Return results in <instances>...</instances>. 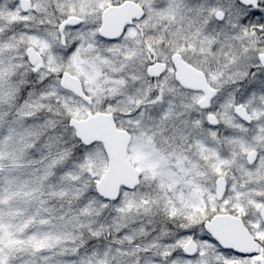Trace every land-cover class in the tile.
Masks as SVG:
<instances>
[{"label": "snow or ice", "instance_id": "obj_1", "mask_svg": "<svg viewBox=\"0 0 264 264\" xmlns=\"http://www.w3.org/2000/svg\"><path fill=\"white\" fill-rule=\"evenodd\" d=\"M0 264H264V0H0Z\"/></svg>", "mask_w": 264, "mask_h": 264}]
</instances>
